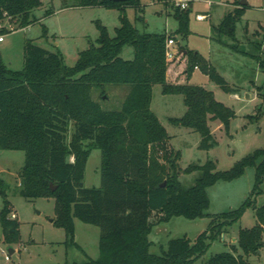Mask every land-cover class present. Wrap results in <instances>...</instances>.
Returning <instances> with one entry per match:
<instances>
[{"label": "trees", "instance_id": "1", "mask_svg": "<svg viewBox=\"0 0 264 264\" xmlns=\"http://www.w3.org/2000/svg\"><path fill=\"white\" fill-rule=\"evenodd\" d=\"M162 1L169 6L176 0ZM233 3L237 7L217 29L235 39L236 24L251 5H242L240 0ZM42 4V0H0V20L4 14L21 16L22 27L31 25L32 10ZM76 6L118 7L122 13L114 36L97 21V44L80 51L75 65H68L60 50L52 51L33 39L25 42L22 69H10L0 55V149L25 152L21 194L28 199L56 198L54 223L65 228L68 244L80 246L75 240V218L100 227V256L72 264H196L212 242L253 207L257 224L240 228L230 251L205 260V264H252L249 256L264 247V203H256V195L263 193L264 148L255 149L225 170H218L212 160L188 166L186 172L201 169L203 174L186 188L179 179L180 151L169 146L171 136L152 109L155 84H161L166 94L183 95L187 110L170 121L199 132L202 149L217 142L211 121L218 120L228 129L236 116L212 90L168 79L169 65L175 59L168 58V40L176 39L177 34L189 35V7L176 6L179 25L168 33L141 32L128 19L125 8L134 6L141 20V0H77ZM128 45L134 48L131 59L121 55ZM185 50L187 76L199 67L225 90H232L210 61L194 50L179 49ZM260 66L264 70V61ZM107 83L128 85L120 108L106 109L93 98L94 89ZM94 148L102 152L101 186L86 187L85 167ZM249 166L255 168V184L241 206L209 214L208 188L219 180L241 177ZM52 184L57 185L56 190ZM5 186L0 178L4 197L1 221L6 239L17 242L20 224L8 219L11 210ZM175 216L212 219L194 241L186 235L172 238L162 253L151 252L154 226Z\"/></svg>", "mask_w": 264, "mask_h": 264}, {"label": "rangeland", "instance_id": "2", "mask_svg": "<svg viewBox=\"0 0 264 264\" xmlns=\"http://www.w3.org/2000/svg\"><path fill=\"white\" fill-rule=\"evenodd\" d=\"M234 0H191L189 2V35L177 34L171 50L177 52L170 63L175 68L187 66V57L179 51L185 47L210 61L227 80L232 90H225L210 79L199 67L190 76L183 74L175 78L178 83L198 84L214 92L217 100L236 112L228 129L216 120L211 121V129L217 142L210 149H202V136L194 129L177 125L170 121L172 117H181L187 106L181 94H166L161 84L153 88L152 109L167 128L171 138L169 146L180 151L181 167L179 179L188 188L196 183L203 174L201 169L186 172L192 164L203 165L212 160L218 170L232 167L243 156L255 149L264 148V70L260 62L264 61V0H250L251 7L236 24V38L217 29L229 11L237 6ZM40 7L32 10L33 23L21 26V16L3 18L7 26L5 40L0 42V55L6 65L13 70L24 67V45L27 39L52 51L60 50L68 65L77 62L80 51L92 43L97 44L99 28L97 21L106 25L114 36L120 25L121 9L118 7H78L77 0H42ZM144 11L141 20L134 6L125 8L128 19L141 32L173 33L179 22L174 12L177 1L166 6L162 0H141ZM241 2V0H240ZM185 8V9H187ZM51 14L48 15V12ZM199 14L206 15L199 18ZM47 33L44 35V31ZM122 57H134V48L126 46ZM174 75V73H173ZM128 85L107 83L95 88L93 98L106 109L120 108L128 92ZM103 90L105 93H102ZM73 129V128H72ZM73 131V130H71ZM70 131V134H71ZM23 150L0 149V178L8 181L5 188L10 201V212L16 211L19 221L20 239L13 242L6 239L1 221L4 197L0 191V264H65L84 262L88 258L100 256L99 226L75 218V240L80 245L67 243L64 227L54 223L56 218V198L39 197L28 199L21 194V172L25 164ZM73 160V158H72ZM102 152L92 149L85 167L84 184L86 187L101 186ZM255 184V168L247 167L245 173L233 180H219L208 188L211 215L239 208L250 195ZM263 193L256 195L257 205L264 203ZM255 198V195L252 196ZM155 215V213L153 214ZM210 216L187 218L175 216L169 221L154 226L150 234L151 252L162 253L172 238L188 236L193 241L205 231L211 222ZM258 219L253 207L245 210L241 219L228 227V230L212 242L207 252L196 262L205 264L210 256L231 250V244L237 242L240 228L252 227ZM236 238V240H233ZM13 250V251H12ZM10 259L7 260L6 256ZM252 264H264V247L259 253L249 256Z\"/></svg>", "mask_w": 264, "mask_h": 264}, {"label": "built area", "instance_id": "3", "mask_svg": "<svg viewBox=\"0 0 264 264\" xmlns=\"http://www.w3.org/2000/svg\"><path fill=\"white\" fill-rule=\"evenodd\" d=\"M176 1H177V5H178V6H180V7L183 8V9H185V8H187V7L189 6V2H190L191 0H176ZM4 15H5L4 18H7V19H8V18H11V17L8 16L7 14H4ZM205 17H206V15L199 14V18H205ZM2 20H3V19L0 20V42H2V41L5 40V33L7 32V31H6L7 26L4 25V24L2 23ZM8 20H9V19H8ZM175 42H176V40L173 39V38H170V39L168 40V51H167V55H168V58H169V59H174V58H175V55H176V53H177V52H174V51L171 50V46H172L173 44H175ZM17 218H18V215H17L16 211H12V212H11V215L8 216V219H17ZM6 259L9 260V259H10V256L7 255V256H6Z\"/></svg>", "mask_w": 264, "mask_h": 264}, {"label": "crops", "instance_id": "4", "mask_svg": "<svg viewBox=\"0 0 264 264\" xmlns=\"http://www.w3.org/2000/svg\"><path fill=\"white\" fill-rule=\"evenodd\" d=\"M235 1V0H234ZM233 1V2H234ZM232 2V3H233ZM248 3L251 5V3H250V0H248ZM233 5H235L234 3H233ZM184 55L187 57V50H185L184 51ZM174 65V64H173ZM173 65H171V67H170V65H169V69H168V79L171 81V82H177L176 81V77L177 78H179L180 77V75L181 74H183V71L185 72V66H181L182 64H180V66L178 67V68H175L173 71V73H174V75H173V73H172V69H173ZM1 179H3V181H4V183H5V185L8 183V181L7 180H5L4 178H1ZM233 240H236V238H233ZM13 251V250H12Z\"/></svg>", "mask_w": 264, "mask_h": 264}, {"label": "water", "instance_id": "5", "mask_svg": "<svg viewBox=\"0 0 264 264\" xmlns=\"http://www.w3.org/2000/svg\"><path fill=\"white\" fill-rule=\"evenodd\" d=\"M116 2H124V1H130V0H114ZM248 3V0H241V4L242 5H246ZM52 190H56L57 189V185H51Z\"/></svg>", "mask_w": 264, "mask_h": 264}]
</instances>
